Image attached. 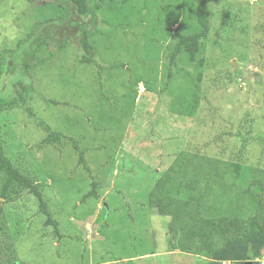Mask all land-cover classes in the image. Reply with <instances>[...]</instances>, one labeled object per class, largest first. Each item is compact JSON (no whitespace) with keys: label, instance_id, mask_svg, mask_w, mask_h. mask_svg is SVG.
<instances>
[{"label":"rangeland","instance_id":"obj_1","mask_svg":"<svg viewBox=\"0 0 264 264\" xmlns=\"http://www.w3.org/2000/svg\"><path fill=\"white\" fill-rule=\"evenodd\" d=\"M195 3L106 0L89 31L94 61L81 45L82 26L66 22L51 32L67 40L64 48L51 43L27 75L0 78V96L19 80L34 88L30 111H0V134L11 161L43 191L61 234L29 192L0 196V264L207 263L170 247V217L148 194L183 150L264 169V0H211L208 37L195 55L170 64L177 30L198 29ZM56 8L57 0H0V50L15 51ZM25 51L17 49L18 60ZM40 122L78 148L44 144ZM93 188L97 197L86 198ZM179 205L188 238L237 228L236 218H196ZM256 260L264 264V254Z\"/></svg>","mask_w":264,"mask_h":264},{"label":"trees","instance_id":"obj_2","mask_svg":"<svg viewBox=\"0 0 264 264\" xmlns=\"http://www.w3.org/2000/svg\"><path fill=\"white\" fill-rule=\"evenodd\" d=\"M105 2L106 0H57L54 15L44 21L39 20L26 37L18 41L17 49L23 51L26 46L25 54H20V60L17 49L0 50V78L4 74H13L14 71H20L23 76L27 75L36 65L40 50L51 43L59 49L64 48L67 40H56L51 35L54 27L61 23L70 22L73 27L82 26L84 35L81 45L92 58L94 41L90 40L89 31L95 27ZM193 16L198 29L190 33H180L177 30L178 41L169 54L170 64H175L177 57L183 53L195 55L201 42L208 37L212 29L211 0H196ZM83 17L89 18V21ZM72 18L73 20H68ZM49 28H52L50 32ZM4 54L10 56L6 59ZM9 59L13 64L9 65ZM171 74L170 71L169 78ZM33 89L31 84L19 80L13 94L0 96V111L15 108L30 111L29 101ZM40 125L48 133L43 139L44 144L61 139V143L73 144L74 148H78V144L70 136L53 129L49 124L40 122ZM80 154V158H83L82 151ZM22 191L36 197L39 209L46 217V223L52 225L55 233L61 237L59 223L53 217L43 191L11 161L5 152L0 134V196L7 199ZM90 196L97 197L95 188L85 197ZM148 199L150 206L158 214L170 217L167 224L170 238L167 243L171 248L178 247L181 251L205 256L209 258L206 264H261L256 259L262 258L264 254V169L247 167L239 160L209 155L201 150H183L157 179ZM180 200L191 207L196 218L229 216L237 219V228L227 233L209 229L204 237L188 238L185 229L181 227L184 212L179 205Z\"/></svg>","mask_w":264,"mask_h":264}]
</instances>
